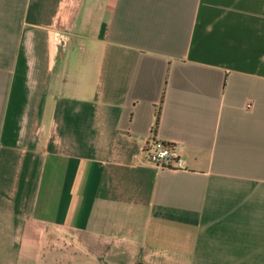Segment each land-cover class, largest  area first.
I'll return each instance as SVG.
<instances>
[{"label":"crops","instance_id":"1","mask_svg":"<svg viewBox=\"0 0 264 264\" xmlns=\"http://www.w3.org/2000/svg\"><path fill=\"white\" fill-rule=\"evenodd\" d=\"M0 264H264V0H0Z\"/></svg>","mask_w":264,"mask_h":264},{"label":"built area","instance_id":"2","mask_svg":"<svg viewBox=\"0 0 264 264\" xmlns=\"http://www.w3.org/2000/svg\"><path fill=\"white\" fill-rule=\"evenodd\" d=\"M150 160L155 162L158 166H180L183 165V159L174 142L151 138L144 147Z\"/></svg>","mask_w":264,"mask_h":264},{"label":"rangeland","instance_id":"3","mask_svg":"<svg viewBox=\"0 0 264 264\" xmlns=\"http://www.w3.org/2000/svg\"><path fill=\"white\" fill-rule=\"evenodd\" d=\"M53 37H54V39H59V38H62V36L57 32V30H54V32H53Z\"/></svg>","mask_w":264,"mask_h":264},{"label":"trees","instance_id":"4","mask_svg":"<svg viewBox=\"0 0 264 264\" xmlns=\"http://www.w3.org/2000/svg\"><path fill=\"white\" fill-rule=\"evenodd\" d=\"M159 118H160V113H158V116H157V122L159 121Z\"/></svg>","mask_w":264,"mask_h":264}]
</instances>
